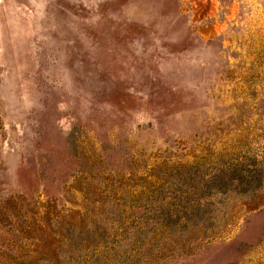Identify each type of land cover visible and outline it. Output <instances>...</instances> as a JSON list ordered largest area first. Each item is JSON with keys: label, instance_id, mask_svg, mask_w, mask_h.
<instances>
[{"label": "rangeland", "instance_id": "obj_1", "mask_svg": "<svg viewBox=\"0 0 264 264\" xmlns=\"http://www.w3.org/2000/svg\"><path fill=\"white\" fill-rule=\"evenodd\" d=\"M0 264H264V0H0Z\"/></svg>", "mask_w": 264, "mask_h": 264}]
</instances>
